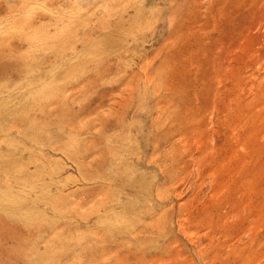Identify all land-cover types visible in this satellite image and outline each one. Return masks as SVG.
Segmentation results:
<instances>
[{
  "label": "rangeland",
  "instance_id": "1",
  "mask_svg": "<svg viewBox=\"0 0 264 264\" xmlns=\"http://www.w3.org/2000/svg\"><path fill=\"white\" fill-rule=\"evenodd\" d=\"M250 185L264 0H0V264H264Z\"/></svg>",
  "mask_w": 264,
  "mask_h": 264
},
{
  "label": "bare ground",
  "instance_id": "2",
  "mask_svg": "<svg viewBox=\"0 0 264 264\" xmlns=\"http://www.w3.org/2000/svg\"><path fill=\"white\" fill-rule=\"evenodd\" d=\"M253 184H254V182H253ZM249 185V184H248ZM245 186V185H244ZM249 187V186H248ZM241 188V187H240ZM242 190H243V187H242ZM239 191V190H238ZM240 192V191H239ZM243 192V191H242ZM260 192H261V189H260V185H252V187H251V185H250V188H249V190H248V196H247V199H246V202H245V204H246V206H247V209H248V212L251 214V216L253 217L252 219H254L255 218V220H254V223H257L258 221H262V220H264V212H262L261 211V209H260V207L264 204V202H262L261 200H260ZM244 198H246V197H244ZM262 198V197H261ZM241 205L239 204V208L241 209ZM241 212H243L242 210H241ZM240 211L238 212L237 211V215H239V217H241L242 218V213H241ZM256 239L258 240V241H260V242H264V229H263V231L262 232H260L259 234H257L256 235ZM256 242V241H255ZM254 242V243H255ZM253 243V242H252ZM257 244V243H256ZM263 245V244H262ZM249 246V245H248ZM251 246V245H250ZM254 247V246H253ZM251 248V247H250ZM249 248V249H250ZM245 249V248H244ZM247 249V248H246ZM255 251H256V245H255ZM260 252L259 253H261V251L263 252L264 251V248H262V250L260 249L259 250ZM241 252V251H240ZM244 251L242 250V253H243ZM246 253H248V252H246ZM246 253H245V255H246ZM258 253V254H259ZM264 255V254H263ZM252 257V256H251ZM241 258H242V256H241ZM244 258V257H243ZM261 258V257H260ZM250 260H252V259H249V261H248V259H247V262H244V259H240V257H239V260H238V264H252V262L253 261H250ZM262 260H263V257H262Z\"/></svg>",
  "mask_w": 264,
  "mask_h": 264
}]
</instances>
